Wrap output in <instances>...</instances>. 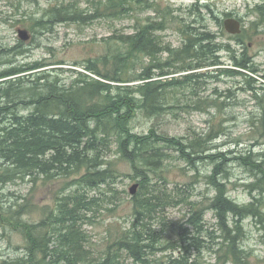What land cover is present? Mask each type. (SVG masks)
I'll return each mask as SVG.
<instances>
[{"label":"trees","instance_id":"trees-1","mask_svg":"<svg viewBox=\"0 0 264 264\" xmlns=\"http://www.w3.org/2000/svg\"><path fill=\"white\" fill-rule=\"evenodd\" d=\"M127 1L95 3L92 15L97 17L101 13L107 18L127 15L141 0ZM194 9L193 21L179 29L183 43L177 48L162 45L154 34L165 28L163 20H147L145 25L135 26L132 33L109 38L107 41L114 43L107 42L102 55L82 64L92 74L115 84L81 72H77L79 76L75 80L66 82L59 78L57 69L48 68L64 64L63 60L21 64L8 58L0 62V189L16 180L31 183V186L52 180H74V188L62 192L55 206L35 222L22 220L28 207L24 196L11 198L10 194L0 193V222L16 221L26 240L20 256L2 260L1 264H128V257H132V264H192L190 254L210 245L204 244L205 240L199 237L204 232L203 211L193 212L186 221L197 236H189L190 228L186 227L179 230L178 237H165L151 223L156 215L160 219L161 211L170 201L173 204L181 201L174 197L169 200L166 190L151 183L154 178L161 181L162 187L168 183L167 176L162 174L165 172L162 164L173 156L165 149L177 152L178 157L192 163L191 166L194 162L212 159L213 169L206 178L216 192L209 208L222 233L219 254L226 255V260L234 258L235 262L241 261L242 256L247 258L241 263L248 260L249 253L240 245L245 235L242 222L252 216L264 229V213L254 202L245 205L229 197L225 180L229 153H207L214 146L212 141L220 134L200 136L187 144L160 135L154 129L138 135L130 127L138 109L149 118H157L166 108L173 107L169 100L171 87L188 85L195 91L199 82L205 83V79L212 77L208 72L196 71L223 65L219 53L225 51L231 67H225L224 71L248 78L246 85L250 95L261 105L259 127L264 128V84L256 87V79L247 74L258 72L252 58L246 50L239 52L230 44L221 43L219 35L208 28V19L222 26L219 14L210 3L197 1L192 4V11ZM254 10L258 19L264 20V6L256 4ZM49 16L55 22L92 20L69 6L55 7ZM220 35H225L222 28ZM229 37L241 39L243 33ZM22 51L17 43L0 49V58L14 57ZM177 74L180 75L175 76ZM140 80L144 82L133 85ZM23 109L24 114L20 113ZM113 145L116 159L129 165L141 188L145 184H149V188L147 192L137 191L130 197L128 224L125 228L110 224L105 247L94 256L89 249V234L83 225L85 213L92 209L98 198L89 199L82 189L104 186V196L111 192L110 197H117L120 190L113 185L122 173L119 175L115 167L116 160L109 158ZM235 159L246 163L254 177L245 186L263 194L264 150ZM185 185L190 187L191 183ZM175 189L180 197L184 189L178 184ZM47 208L49 206L42 207ZM166 250L171 253L155 256L158 251Z\"/></svg>","mask_w":264,"mask_h":264},{"label":"rangeland","instance_id":"rangeland-1","mask_svg":"<svg viewBox=\"0 0 264 264\" xmlns=\"http://www.w3.org/2000/svg\"><path fill=\"white\" fill-rule=\"evenodd\" d=\"M197 1L200 4L212 5L219 14L222 26L219 27L217 22L208 19L206 22L208 28L219 35L221 43H228L239 52L246 50L255 68L258 69L257 73L247 74L256 79L258 83L256 87L264 84V20L258 19L256 11H253L256 4L264 6V0H141L140 4L133 6L134 10L129 14L115 18H107L101 13L97 17L92 15L95 3L101 2L104 5L106 0H0V49L13 47L19 43L23 50L14 57L9 55L0 58V62L8 58L21 64L63 60L64 64L51 65L48 68L57 69L59 78L66 82L75 80L79 76L77 72H81L103 82L115 84L92 74L82 64L89 58L102 55L107 48V42L114 43L107 41L109 38L132 33L135 26H143L147 20L154 22L163 20L165 28L154 34L159 37L162 45H168L170 48L179 47L183 43V35L179 29L195 18L196 11L195 9L192 11V4ZM60 6H69L81 11L92 20L55 22L49 19L53 8ZM228 17H234L241 22L243 33L241 39L229 37L232 35L225 31L222 23ZM18 28L28 30L31 36L28 41L19 39ZM220 28L225 35H220ZM219 55L223 65L196 71L208 72L209 76H212L205 79V83L199 82L195 91L188 85L171 87L169 100L173 107L166 108L163 115L157 118H149L138 109L130 121V127L132 132L138 135L147 134L154 129L160 135L174 137L187 144L194 138L219 133L216 140L212 141L214 146L207 153H229L227 157L230 161L225 178L229 197L240 204L254 202L260 212L264 213V192L260 195L258 191H250L245 186L252 182L254 177L246 163L235 159L240 155L246 158L250 152L257 154L264 150V128L259 127L261 105L250 95L249 86L246 85L248 78L243 75L232 76L225 72L224 68L231 67V62L225 51H221ZM163 56H167V53H163ZM144 61L147 62V59ZM178 75L180 74L175 76ZM143 82L136 81L133 85ZM24 112V109L20 111L22 114ZM114 151L115 145L112 146L109 158L116 160L115 167L119 175L122 173L120 179L113 185L120 190L117 197H110L111 192L104 196L106 191L102 190L104 186L82 189L89 199L98 198L92 209L85 213L83 225V229L89 234V249L94 256H98L104 249L110 224L124 228L128 224V214L131 212L129 188L135 182L139 184L129 165L117 160ZM164 151L173 156L166 158L162 164L165 171L162 174L167 176L168 183L162 187L161 181L157 178L152 179L151 183L166 190L169 200L174 197L181 201L175 204L170 201L161 211L160 219L156 215L152 220V225L165 237L169 235L178 237L179 230L186 227L190 228L189 236H197L196 231L191 225H187L186 221L193 212L202 210L204 232L199 237L205 240L204 244L210 245L206 248L201 247L198 253L194 251L190 254L192 264H264V229L261 228L262 224L259 225L258 219L252 216H248L242 222L245 235L240 245L249 253L248 260L241 263L247 258L242 256L241 261L235 262L234 258L226 260V255L219 254L222 233L213 210L209 208L216 192L206 178L213 169L212 159L194 162L191 166L192 163L179 158L177 152L169 149ZM189 183L190 187L185 185ZM175 184L184 189L183 196L179 197L175 192ZM73 185L74 180L71 178L61 182L55 180L39 182L35 186L16 180L14 183L3 185L0 193L10 194L11 198L24 196L28 207L27 214L22 220L35 222L55 206V201L62 192L73 189ZM148 188L149 184H145L143 188L139 186L137 191L144 193ZM43 206L49 208L42 209ZM214 242L218 245L214 246ZM25 245L24 234L17 228L16 221L0 222V264L2 260L20 256ZM169 253L171 251H158L155 256L163 257ZM126 262L132 264V257H128Z\"/></svg>","mask_w":264,"mask_h":264},{"label":"water","instance_id":"water-1","mask_svg":"<svg viewBox=\"0 0 264 264\" xmlns=\"http://www.w3.org/2000/svg\"><path fill=\"white\" fill-rule=\"evenodd\" d=\"M223 27L225 31L231 35H239L242 32L241 22L234 17H228L224 19ZM17 33H18V37L24 41H28L31 37L28 30L24 28H18ZM137 190H138V183H133L129 188V192L131 196L134 195L137 192Z\"/></svg>","mask_w":264,"mask_h":264},{"label":"bare ground","instance_id":"bare-ground-1","mask_svg":"<svg viewBox=\"0 0 264 264\" xmlns=\"http://www.w3.org/2000/svg\"><path fill=\"white\" fill-rule=\"evenodd\" d=\"M260 14H261V13H260ZM145 16H146V15H145ZM262 17H263V16H262ZM223 21H224V20H223ZM222 24H223V23H222ZM140 32H141V31H140ZM195 32H197V30H196ZM17 34H18V33H17ZM240 34H241V33H240ZM235 36H236V35H235ZM19 39H20V38H19ZM20 40H21V39H20ZM23 41H24V40H23ZM233 45H234V44H233ZM205 52H206V51H205ZM209 57H210V56H209ZM33 63H34V62H33ZM26 64H27V63H26ZM28 69H29V68H28ZM35 75H36V74H35ZM41 76H42V75H41ZM40 82H41V81H40ZM45 82H46V81H45ZM105 82H106V81H105ZM107 83H109V82H107ZM110 84H111V83H110ZM16 87H17V86H16ZM21 88H22V87H21ZM15 89H16V88H15ZM15 91H16V90H15ZM17 99H19V98H17ZM26 99H27V98H26ZM12 102H13V100H12ZM14 102H15V101H14ZM225 102H226V101H225ZM16 103H17V102H16ZM16 103H14V104H16ZM21 103H22V102H21ZM20 105H21V104H20ZM41 105H42V103H41ZM161 106H162V105H161ZM33 109H35V108H33ZM52 116H53V115H52ZM55 117H56V116H55ZM52 118H53V117H52ZM49 120H50V119H49ZM79 126H80V125H79ZM82 127H83V126H82ZM215 140H216V139H215ZM4 162H5V161H4ZM5 164H6V163H5ZM9 164H10V163H9ZM5 166H6V165H5ZM5 166H4V167H5ZM2 168H3V167H2ZM94 181H95V180H94ZM135 183H137V182H135ZM138 187H139V184H138ZM136 193H137V192H136ZM136 193H135V194H136ZM135 194H134V195H135ZM134 195H133V196H134ZM87 202H88V201H87Z\"/></svg>","mask_w":264,"mask_h":264}]
</instances>
